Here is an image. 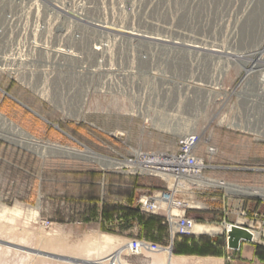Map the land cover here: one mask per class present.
Masks as SVG:
<instances>
[{"label":"rangeland","instance_id":"rangeland-1","mask_svg":"<svg viewBox=\"0 0 264 264\" xmlns=\"http://www.w3.org/2000/svg\"><path fill=\"white\" fill-rule=\"evenodd\" d=\"M81 4L86 27L103 25L165 40L167 43L178 42L182 46L177 50L166 43L167 48L158 47V51L161 48V55H164L161 65L165 72L162 78L149 80L150 84L153 81L149 94H138V82L133 86L132 101L94 92L87 99L84 113L74 119L64 117L61 112L49 107L44 99L0 75V114L40 143L79 152L91 151L122 164L124 157L137 150L148 154L176 153L178 136L181 135L159 130L156 128L159 124L155 123L161 122L168 127L186 123L189 125L186 127L188 130L196 114V108L192 109L191 103L196 105L199 100H206V92L194 84L210 79L203 76L204 73L196 77L190 72V49L185 45L190 44V41L225 42L230 45V53L234 55L236 53L232 52V47L238 52L243 46L256 42L259 39L257 35L264 31V0H81ZM114 37L106 41L112 43ZM95 38L105 41L103 37H93L88 29L87 53ZM129 38L116 37V40L123 41L122 47L125 48ZM109 46L114 59L124 61L116 56L120 48L112 44ZM137 46L134 52L137 55L135 65L142 68L147 64L138 56L151 49L149 44L146 46L142 42ZM197 55L198 52L195 57L199 65H196L204 66V53L201 57ZM235 83L236 74L231 67L224 86L232 90ZM178 88L181 90L182 110L174 101V89ZM169 89L171 92L167 93ZM234 93L230 91L229 108H233ZM156 97L159 104L162 100L166 101L167 108L160 119L153 120L155 123L152 119L145 122L146 117L142 118L136 110L137 104L142 98L148 107V115V112L162 107V104L155 105ZM219 112H222L221 105L207 106L197 119L196 130L201 139L197 155L208 166L202 174L203 179L264 190V138L222 127L219 123L221 118L216 117ZM227 112L234 114L231 109ZM114 135L118 137L117 140L113 138ZM207 146L215 148L214 156H207ZM122 167L102 168L97 163L49 150L38 155L0 139V264H72L42 255L90 264H113L114 258L121 264H153L148 259L151 256L149 253L143 251L147 257L142 253L132 256L126 251L124 246L127 247L133 239L164 249L166 257L177 258L170 254L168 245L160 241L156 233L145 231L136 219L126 221L116 214L111 220L104 221L100 215L102 202L107 206L123 203L125 207H134L140 197L167 192H171L175 200L190 207L186 216L193 219L195 225L222 230L218 235L192 236L221 238L225 255L231 260L237 250L227 249V225L258 233L259 241L249 243L264 246L263 197L227 192L222 186L179 185L170 177L127 175L120 169ZM126 196L129 198L126 199ZM91 198L95 201H88ZM92 207L96 208L94 213H91ZM171 210L173 215L177 214L175 209ZM140 214L145 217L156 216L164 221L166 213ZM164 226L167 230V226ZM100 235L118 238L119 246L112 250H92L85 255L45 246L51 241L71 245L84 237ZM165 240L170 243L169 238ZM184 259L186 264H222L221 260L216 261L214 258Z\"/></svg>","mask_w":264,"mask_h":264},{"label":"built area","instance_id":"built-area-1","mask_svg":"<svg viewBox=\"0 0 264 264\" xmlns=\"http://www.w3.org/2000/svg\"><path fill=\"white\" fill-rule=\"evenodd\" d=\"M83 10L81 0H4L0 5V75L34 96L41 98L45 95L48 99L44 101L49 107L70 119L81 117L88 97L94 92L132 101L133 86L138 82L141 90L138 94H149L153 81L162 78L164 74L161 65L164 55H161L162 49L158 51V47L167 48L165 43L175 49L182 46L178 42L153 40L151 50L138 56L147 64L140 68L135 65L137 55L134 53L139 43L129 38L127 46L123 48V41L116 40V37L128 38L129 33L122 35L119 34L122 30L103 25L86 27L83 23ZM88 29L93 37H103L105 41L95 38L87 53ZM111 36H115V40L107 42L106 39ZM257 37L259 39L256 42L243 46L238 52L232 47V52L236 53L234 55L230 53V45L225 42H190L185 45L190 49V72L196 77L204 73L203 76L210 79L194 84L206 92L207 97L206 102L199 100L195 105L198 107L192 119L194 122L190 123L193 129L178 136L176 153L148 154L133 151L130 156L123 158L126 165L120 169L127 175L167 176L174 181L191 176L202 177L208 166L197 155L201 139L196 125L205 108L214 104L216 107L221 105L222 112L216 117L221 118L219 123L222 127L264 138V31ZM140 42L147 44L142 40ZM110 44L120 48L116 56L124 61L114 59ZM197 52L199 57L204 53V66H197ZM231 67L236 74L232 90L224 86ZM151 79L153 81L150 84ZM230 91H235L233 108H229ZM174 92V101L181 110V90L174 89ZM61 95L64 97L63 102L59 100ZM156 98L155 105L162 104L163 108L152 110L148 115V107L142 98L137 104L136 110L142 118L146 117L145 122L160 119L163 110L167 108L166 101L162 100L159 104ZM230 109L233 115L227 112ZM113 138L117 140L118 137L114 135ZM215 153L214 147H206L208 157ZM170 195L173 196L167 192L140 197L137 210L154 215L166 213L164 223L172 244L176 237L194 235L192 228L196 223L186 216L190 209L186 203L175 199L172 204L168 203ZM171 209H175L177 214L173 215ZM240 215L244 216V213ZM148 245L133 239L127 244V250L130 255L136 256L147 249Z\"/></svg>","mask_w":264,"mask_h":264},{"label":"bare ground","instance_id":"bare-ground-1","mask_svg":"<svg viewBox=\"0 0 264 264\" xmlns=\"http://www.w3.org/2000/svg\"><path fill=\"white\" fill-rule=\"evenodd\" d=\"M3 1L4 0H0V5L3 3ZM106 29H108V28H106ZM128 33L130 34V35H128L130 38H135V41H137L139 43L142 40L143 42H146L147 44L150 45V43H152L153 40H157V38L155 39L153 37H144L142 35H139L137 33L135 34V33H132L130 31L129 32L128 31L127 32L123 31L122 33L120 32L119 34L125 35V34H128ZM163 41L166 42L165 40H163ZM147 44H146V46H147ZM195 90L197 92H201L200 90L199 91L197 89H195ZM62 97H63L62 95L59 96V100L61 102H63ZM41 98L44 99V100L48 99V97H46L45 95H43ZM50 98H52V97H50ZM52 100H53V98H52ZM189 105H190V103H189ZM191 105H193L192 109L197 108V106L195 107V104L191 103ZM189 107H191V106H189ZM188 111L191 112V110H188ZM178 114H179V112H178ZM150 120H148V121H150ZM153 120L154 119H152V122H154ZM155 124H159V125H156V128L159 129V130H162V131H165V132H169V133L174 134V135H176V134L177 135H181V136L183 135V133L185 134L187 131H190V130L193 129V127H190L187 130L186 127H188L189 125L186 124V123L185 124H178V127L175 126L174 124H173V127L172 126L168 127L166 124L163 125L161 122L160 123H155ZM183 125H185V126H183ZM153 126H154V124H153ZM0 139L4 140V141H6V142H8V143H10L12 145H15V146H18L20 148L26 149L28 151H32L33 153L38 154V155H43L46 150L47 151L49 150V151L55 152L57 154L76 156V157H78L80 159L97 163L102 168H118V167L126 165L125 162H123V164H122V163H119L118 161H115V160H112V159L97 155L96 153H93L91 151L79 152V151H77L75 149H71V148H65V147H60V146H56V145H51L49 143H40L39 141L34 139L32 136H30L28 133L23 131L20 127H18L17 125H15L11 121H9L2 114H0ZM164 178H168V177L164 176ZM177 184H179V185H187V186L188 185H194V184L195 185H200V186H207V185L208 186L209 185L210 186H216V187L217 186H222L227 192H234L236 194L245 195V196H259V197H263L264 198V190L242 188V187L234 186V185H231V184H224V183H221V182L218 183V182H214V181H209L207 179L205 180V178L203 179L200 176H191V177L182 178V179L177 181ZM173 201H174V197L172 195H170L169 199H168V203L172 204ZM225 230L232 234V237L229 238V243H233V244H235V246L238 245V242L240 243L241 241L247 240V239L248 240H252L254 242H258L259 241L258 233L250 231V230H247V229H244V228H241V227H238L236 225H227L225 227ZM221 232H222V230L220 228L210 227V226H205V225H194L193 228H192V233L194 235L195 234L196 235H218ZM117 239L114 238V237H111V236H107V235H100L99 237H87V238L84 237L83 240H81L79 242H75V243H73L71 245L70 244L69 245L57 244L55 242L52 243V241H51V242L45 243V246L50 247V248H56V249L60 248V250H62L63 252L65 251V252H68V253H71V254H77V255H79V254L83 255L84 254L85 255V254H89V252L92 251V250H102V249H107V248H109V249L116 248L120 244V241L117 240ZM124 248H126V251L129 252V250H127L126 246H124ZM51 250H54V249H51ZM55 251H57V250H55ZM164 251H165L164 249L156 247V246H152V245H148L147 249L144 250V252L149 253L151 255L148 259H150L153 264H186V262H185L186 259H184V258H172L171 256L166 257ZM113 252H111V254ZM169 252H170V250H169ZM142 255L145 256V254H143V251H142ZM145 257H147V255ZM112 260H113L112 261L113 264H115V263L116 264H121L120 261L117 258H114ZM200 260L201 259H199V261ZM79 264H90V263H87L85 261H79ZM93 264H103V263L102 262H97V263H93Z\"/></svg>","mask_w":264,"mask_h":264},{"label":"trees","instance_id":"trees-1","mask_svg":"<svg viewBox=\"0 0 264 264\" xmlns=\"http://www.w3.org/2000/svg\"><path fill=\"white\" fill-rule=\"evenodd\" d=\"M126 199L129 196L125 197ZM94 202L91 198L88 200ZM96 208L92 207L91 213H94ZM116 214L121 215V219L126 221L136 219L142 228L149 233H156L162 241L163 235L166 232L165 226L161 224L159 218L145 217L134 207H123L119 204L107 206L105 202H102L100 207V215L104 221H109ZM198 221L200 218H196ZM156 238V236H155ZM157 239V238H156ZM152 240V239H151ZM153 241H155L153 239ZM157 241V240H156ZM155 241V242H156ZM173 254L185 255V256H197V257H213V258H226L224 242L222 239H209L204 236L194 238L193 236H180L176 237L173 241ZM254 255L261 264H264V246L255 244ZM226 264V263H225Z\"/></svg>","mask_w":264,"mask_h":264},{"label":"crops","instance_id":"crops-1","mask_svg":"<svg viewBox=\"0 0 264 264\" xmlns=\"http://www.w3.org/2000/svg\"><path fill=\"white\" fill-rule=\"evenodd\" d=\"M119 203H114L113 205H116ZM120 206H126L125 204H119ZM134 208H137V203L134 205ZM153 217V216H152ZM155 219H157L158 217H154ZM160 219V218H159ZM161 220V224L164 226L165 223L163 221V219ZM168 238L167 236V230L165 232V234L163 235L162 241H164L165 244H167V248L170 249V247H172V255L174 257L177 258H189V259H193V258H202V259H213V257H197V256H185V255H176L173 254V243L172 245L168 242H165V238ZM156 245H158L157 243H154ZM161 245V244H159ZM254 249H255V244H251L249 242H241V244L239 245V249L236 251L237 253H235V256L233 257V260H231V258L227 255L226 258H214V260H221L222 264H225L227 261L229 262L228 264H261L259 262V260L255 257L254 255Z\"/></svg>","mask_w":264,"mask_h":264},{"label":"water","instance_id":"water-1","mask_svg":"<svg viewBox=\"0 0 264 264\" xmlns=\"http://www.w3.org/2000/svg\"><path fill=\"white\" fill-rule=\"evenodd\" d=\"M232 237V234L228 232V237H227V241H226V244H227V249L229 250H238L239 249V245L241 244V242H252V240H243L241 241L240 243L238 242V245L235 246V244L233 243H229V238ZM172 247H170V253L172 254ZM44 257H47V258H52V259H56V260H60V261H63V262H69V263H72V264H79V261L77 260H72V259H67V258H63V257H55V256H51V255H42Z\"/></svg>","mask_w":264,"mask_h":264}]
</instances>
